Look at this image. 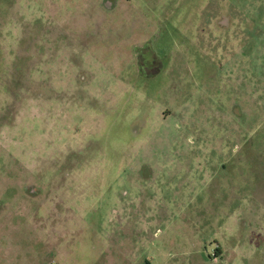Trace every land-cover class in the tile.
I'll list each match as a JSON object with an SVG mask.
<instances>
[{"label":"rangeland","instance_id":"374dc122","mask_svg":"<svg viewBox=\"0 0 264 264\" xmlns=\"http://www.w3.org/2000/svg\"><path fill=\"white\" fill-rule=\"evenodd\" d=\"M0 209V264H264V0H0Z\"/></svg>","mask_w":264,"mask_h":264},{"label":"flooded vegetation","instance_id":"af4514ba","mask_svg":"<svg viewBox=\"0 0 264 264\" xmlns=\"http://www.w3.org/2000/svg\"><path fill=\"white\" fill-rule=\"evenodd\" d=\"M138 53H139L138 65L140 67V70L142 72V75H146V76H149L150 77L154 73L156 75V74H158L162 70V68H159V70L158 69L157 70L155 69V68L158 67V64L156 65L155 60L150 63L151 66L145 64V61L143 60L142 55H141V51H139ZM147 66H149V67L147 68ZM148 72H150L151 75H149ZM0 211H1V209H0Z\"/></svg>","mask_w":264,"mask_h":264}]
</instances>
